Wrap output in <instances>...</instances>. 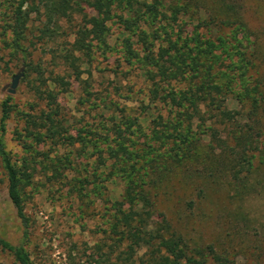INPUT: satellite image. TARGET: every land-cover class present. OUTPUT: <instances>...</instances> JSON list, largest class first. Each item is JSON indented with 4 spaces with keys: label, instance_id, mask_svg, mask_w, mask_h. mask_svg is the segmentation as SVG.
<instances>
[{
    "label": "trees",
    "instance_id": "16d2710c",
    "mask_svg": "<svg viewBox=\"0 0 264 264\" xmlns=\"http://www.w3.org/2000/svg\"><path fill=\"white\" fill-rule=\"evenodd\" d=\"M39 2L21 0L14 10L13 40L24 61L33 56L22 42L34 16L44 22L40 30L45 39L54 37L61 20L82 15L74 42L60 56L80 80L82 56L91 63L95 47L111 50L108 24L117 19L123 58L142 71L151 87L142 101L141 117L124 111L120 117L119 105L102 98L104 108L117 106L106 134L98 135L87 124L75 135L64 123L53 89L66 86L65 78L55 71L44 77L47 71L42 64L26 63L27 76L37 73V80L44 82V88L31 87L45 105L35 114H22L25 127L17 130L25 151L21 163L0 144L9 196L25 226V237L30 227L25 212L27 188L41 155L37 146L50 143L70 151L41 163L45 177L68 186V196L75 201L102 203L105 239L97 249L109 264H230L228 251L220 248L223 244L192 243L177 228L174 213L163 210L161 203L173 201L177 184L194 179L207 185L201 188L202 199L209 188L226 190L242 218L249 214L245 202L264 201V0ZM85 5L97 9L100 17L83 14ZM230 99L238 109L229 108ZM11 100L10 96L3 103V122L10 117ZM150 115L153 128L147 135L141 119ZM138 136L149 138L143 147H137ZM77 145L87 160L80 164L83 167L71 159ZM43 155L49 159L50 155ZM93 157L97 159L90 166ZM68 170L75 173L69 176ZM111 181L124 184L116 202L108 194ZM182 202L179 199L177 204ZM193 202L185 203L193 207ZM263 219L264 212L257 222ZM0 247L20 264H35L25 244L16 246L0 238Z\"/></svg>",
    "mask_w": 264,
    "mask_h": 264
},
{
    "label": "rangeland",
    "instance_id": "374dc122",
    "mask_svg": "<svg viewBox=\"0 0 264 264\" xmlns=\"http://www.w3.org/2000/svg\"><path fill=\"white\" fill-rule=\"evenodd\" d=\"M20 1L0 0V144L2 143L4 149L11 153L14 161L21 163L25 156L23 146L17 137V130L22 131L25 127L21 120L22 114H35L45 105L31 87L36 84L44 88V82L37 80L39 77L37 73L27 76L26 63L31 61L44 66L47 71L44 77H48L50 71H55L65 78L66 86H53V89L61 108V115L66 121L64 123L73 134L76 135L77 129L87 124L94 128L98 135L106 134L114 117L113 110L117 106L110 110L104 108L102 98L119 105L120 117L122 111L126 115L141 117L142 101L146 99L151 83L137 66H129L123 58L117 19L108 24L111 50L103 51L95 47L91 63L82 56V75L78 80L74 70L63 64L60 56L63 48H70V44L74 42L73 33L83 23L82 15H74L70 21L61 20L60 29L55 28L54 37L45 39L40 30L44 22L36 21L37 16H34L33 24L27 31V40L22 42L24 47L33 52L32 58H28L26 62L23 53L15 48L13 40L14 10ZM33 1L40 3V0ZM85 13L89 17H100L97 9L86 5L83 14ZM32 44L36 45L35 48L31 47ZM56 63L59 65L56 66ZM15 75L22 76L15 93L11 94L9 90ZM10 96L12 97L10 117L3 122V103ZM228 105L232 110L239 107L233 99L228 101ZM155 114L157 115L156 110ZM151 119L153 115L148 119H141L147 135L151 134L153 128L150 125ZM109 134L112 135L111 132ZM135 139L139 148L146 145L149 138L138 136ZM37 149L41 155L38 164L33 166L38 170L32 185L27 188L28 196L25 201V212L30 219L28 238L25 237V226L18 216L17 208L9 196L8 175L0 156V238L16 246L25 244L35 264H109L104 254L97 249V244L105 239L101 231L103 221L100 214L101 201H75L73 197L68 196L69 187L55 180L51 182L45 177L41 166L44 160L49 162L57 154H67L70 149L66 147L56 149L51 147L50 143L37 146ZM79 149L80 145L74 148L71 159L75 161L77 167H83L80 164L87 163V160L78 153ZM43 153L50 155L49 159ZM96 159L97 157H93L89 160V165L93 166ZM29 172H33V168ZM67 173L71 176L75 172L68 170ZM202 187H207L205 182L196 179L185 185L177 184L175 198L171 202L162 200L161 208L174 213L173 219L177 228L192 243L216 246L223 244L220 248L228 251L230 264H264V242L262 244L259 242L260 239H264L262 227L264 219L257 222V217L264 212V201L251 198L245 202L244 208L249 214L247 218H242L237 215V204H232L233 201L226 190L212 191L209 188L206 198L202 199L200 194ZM107 188L112 201L116 202L124 191V184L111 181L107 183ZM179 199L184 201L180 205L177 204ZM191 200L194 201L193 207L187 204ZM177 210L178 213L175 212ZM0 264L20 263L12 253L0 247Z\"/></svg>",
    "mask_w": 264,
    "mask_h": 264
},
{
    "label": "water",
    "instance_id": "95a60500",
    "mask_svg": "<svg viewBox=\"0 0 264 264\" xmlns=\"http://www.w3.org/2000/svg\"><path fill=\"white\" fill-rule=\"evenodd\" d=\"M22 75H15L14 76V79H13V82H12V86H11V89L9 90V93L11 94H14L15 93V90L18 86V83H19V79L21 78Z\"/></svg>",
    "mask_w": 264,
    "mask_h": 264
}]
</instances>
